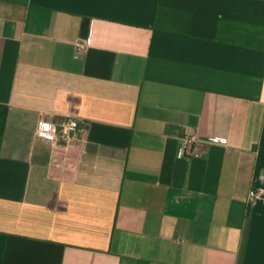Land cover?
Here are the masks:
<instances>
[{"label":"crops","instance_id":"obj_1","mask_svg":"<svg viewBox=\"0 0 264 264\" xmlns=\"http://www.w3.org/2000/svg\"><path fill=\"white\" fill-rule=\"evenodd\" d=\"M252 190L264 0H0V264H264Z\"/></svg>","mask_w":264,"mask_h":264},{"label":"built area","instance_id":"obj_2","mask_svg":"<svg viewBox=\"0 0 264 264\" xmlns=\"http://www.w3.org/2000/svg\"><path fill=\"white\" fill-rule=\"evenodd\" d=\"M79 49H83L82 45H78ZM79 124L75 120H68L62 124L56 125L47 122H40L38 132L46 140L56 142L59 138L69 141L77 132ZM184 141V156L188 158L201 157L205 152L206 145H226L227 141L224 139H212L203 142L196 133H188L183 138ZM264 195V190H252L250 193L251 200Z\"/></svg>","mask_w":264,"mask_h":264}]
</instances>
